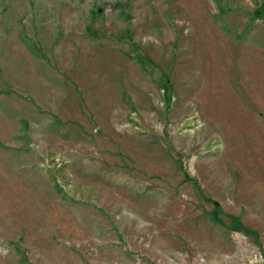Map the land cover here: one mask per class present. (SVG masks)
I'll return each mask as SVG.
<instances>
[{"label": "rangeland", "instance_id": "374dc122", "mask_svg": "<svg viewBox=\"0 0 264 264\" xmlns=\"http://www.w3.org/2000/svg\"><path fill=\"white\" fill-rule=\"evenodd\" d=\"M0 264H264V0H0Z\"/></svg>", "mask_w": 264, "mask_h": 264}]
</instances>
